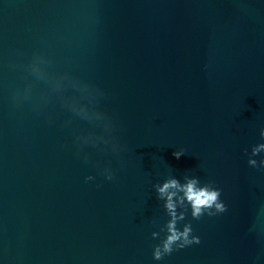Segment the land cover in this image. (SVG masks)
Wrapping results in <instances>:
<instances>
[{
	"label": "water",
	"instance_id": "water-1",
	"mask_svg": "<svg viewBox=\"0 0 264 264\" xmlns=\"http://www.w3.org/2000/svg\"><path fill=\"white\" fill-rule=\"evenodd\" d=\"M261 146L264 0H0V264H264Z\"/></svg>",
	"mask_w": 264,
	"mask_h": 264
},
{
	"label": "clouds",
	"instance_id": "clouds-1",
	"mask_svg": "<svg viewBox=\"0 0 264 264\" xmlns=\"http://www.w3.org/2000/svg\"><path fill=\"white\" fill-rule=\"evenodd\" d=\"M182 155V152L173 153V156L176 159H179ZM252 163H254V161ZM157 192L160 198L165 200V207L168 210L169 214L172 216V220L169 222L168 226L171 234L167 237V240L164 242L165 251H170L171 244L177 241L181 236L184 237V244H189L193 242L187 239V233L190 230L189 228L186 227L183 233H180L175 230V221L177 219V205L183 204L184 202H188L193 209V215L198 216L201 213L202 208L212 206L214 202H216L217 197L219 195L217 191H210L206 187L198 188L197 181L195 179L189 180L185 184H180L179 181L176 179L168 180L157 188ZM174 197L176 198L175 200L173 199ZM215 206L218 210H223L222 204L216 203ZM195 242L198 243L199 241L196 240ZM160 255L161 252L159 248H157L155 252V258L159 259Z\"/></svg>",
	"mask_w": 264,
	"mask_h": 264
}]
</instances>
